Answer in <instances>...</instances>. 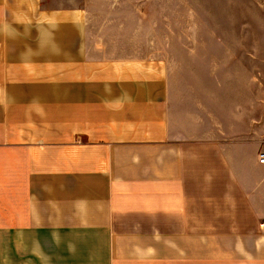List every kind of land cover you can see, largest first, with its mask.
I'll return each instance as SVG.
<instances>
[{
    "label": "crops",
    "instance_id": "1",
    "mask_svg": "<svg viewBox=\"0 0 264 264\" xmlns=\"http://www.w3.org/2000/svg\"><path fill=\"white\" fill-rule=\"evenodd\" d=\"M91 3L0 0V264H264V34Z\"/></svg>",
    "mask_w": 264,
    "mask_h": 264
},
{
    "label": "rangeland",
    "instance_id": "2",
    "mask_svg": "<svg viewBox=\"0 0 264 264\" xmlns=\"http://www.w3.org/2000/svg\"><path fill=\"white\" fill-rule=\"evenodd\" d=\"M92 2L93 5L107 4L109 9L111 4H119V15L116 12H107L108 20H111L109 24L115 26L119 17V35L138 36L141 51L145 48L144 40H153L156 45L163 47L164 41H179L182 37L226 39L230 34H264V0H92Z\"/></svg>",
    "mask_w": 264,
    "mask_h": 264
},
{
    "label": "built area",
    "instance_id": "3",
    "mask_svg": "<svg viewBox=\"0 0 264 264\" xmlns=\"http://www.w3.org/2000/svg\"><path fill=\"white\" fill-rule=\"evenodd\" d=\"M258 160H259L260 163L264 164V145H263V147L261 148V150L259 152Z\"/></svg>",
    "mask_w": 264,
    "mask_h": 264
}]
</instances>
